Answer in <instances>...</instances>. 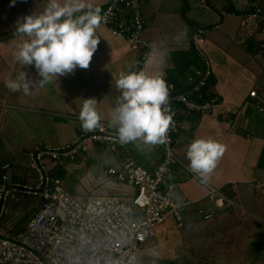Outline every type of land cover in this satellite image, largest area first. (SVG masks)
Returning a JSON list of instances; mask_svg holds the SVG:
<instances>
[{"label":"crops","instance_id":"obj_1","mask_svg":"<svg viewBox=\"0 0 264 264\" xmlns=\"http://www.w3.org/2000/svg\"><path fill=\"white\" fill-rule=\"evenodd\" d=\"M107 1L87 0V3L93 9L99 7L101 15ZM48 3L49 0H15L13 4V0H0V133H4L5 142L0 141L11 154V145L6 143L20 140L16 152L11 154L17 158L1 162L0 169L8 164L12 179L26 180V171L19 169L24 167L19 164L21 156L41 143L58 145L70 141L78 126L84 99L95 98L102 120L110 122L121 95L116 87L121 72L144 70L151 75L161 74L165 80L181 86L184 73L201 65L189 40L190 31L196 26H206L208 32L214 28L221 31L222 26V32H211L210 42L207 36L204 42V53L209 54L213 69L211 90L220 100L212 113L192 114L181 118L179 123L177 137L181 147L178 155L182 165L174 164L168 179L174 184L173 198L190 200L183 213V219L185 217L190 225L178 239L183 247L172 249V242L167 253L170 255L174 251L175 258L171 259L176 264L184 260L179 253L187 249L192 253L187 257L191 264H201L191 259L203 250L208 257L205 264H228V259L233 261L231 264H264V195L247 182L264 177V116L251 105L249 97V91L256 90L264 98V55L253 50L254 44L264 39V35L240 31V14L250 9L252 3L264 12V0H145L142 12L146 25L141 37L150 43V48L142 65L138 51L131 50L126 40L111 35L100 24L96 30L100 42L89 67H77L73 73L53 77L51 82L41 84L34 66L22 65L16 59L17 45L21 42L16 28L18 21L43 12ZM81 14L76 13L77 16ZM22 71L28 74V94L22 88L12 91L6 87V81L16 80ZM201 138L215 140L225 148L212 173L203 177L189 170L183 153L193 139ZM105 150L106 147L94 144L74 163L53 167L63 187L81 201L109 194L129 200L135 189L107 175L106 168L118 167L128 158L145 169H152L161 157L157 144H146L138 139L115 151L109 165L100 167L96 161L104 156ZM183 169L192 178L187 177ZM208 184L226 188L223 189L225 194L236 206L220 211L211 220H203L197 210L201 206H212L205 198ZM198 203L197 209L194 204ZM37 205L24 204L25 207ZM171 226H176L172 217L157 226L158 254L164 253L162 250L166 249L168 240L159 231L167 235L172 232ZM184 227L185 222L179 229ZM223 236L230 240L224 241ZM183 237L191 239L185 244ZM224 244L228 249H219Z\"/></svg>","mask_w":264,"mask_h":264},{"label":"built area","instance_id":"obj_2","mask_svg":"<svg viewBox=\"0 0 264 264\" xmlns=\"http://www.w3.org/2000/svg\"><path fill=\"white\" fill-rule=\"evenodd\" d=\"M144 2L108 0L101 13V24L111 35L126 40L131 50L139 52L140 64L150 48V43L141 37L146 25ZM240 18L243 31L264 35V12L255 3ZM206 32V27L197 26L189 34L191 46L202 59V67L187 71L181 86L166 81L170 86L167 107L171 109L174 124L165 143L157 144L161 154L158 164L145 169L126 159L118 167L106 168L107 175L135 189L129 200L109 194L81 201L63 187L51 166L74 163L94 144L110 150L124 147L126 143L118 138V127L105 120L87 132L79 120L70 141L58 145L41 143L26 152L34 173L31 182L12 179L6 172L9 165L1 166L0 264H137L142 244L156 236L157 226L167 217L174 218L178 228L184 226L183 213L190 200L173 201L174 184L169 181L168 173L174 164L182 165L178 155L181 141L177 137L181 118L210 114L220 100L213 91L204 90L213 75L210 60L201 48ZM258 46L264 54V39ZM249 97L251 105L264 116V98L256 90H250ZM186 152L183 150L185 156ZM262 158L264 172V152ZM255 181L253 185L256 187L258 183L259 193L264 194V177ZM206 188L205 198L212 206L197 210L203 220H211L219 210L236 206L222 187L208 184ZM21 196L38 198V205L26 207L32 213L18 227L20 213L12 209L8 226L9 201L16 202Z\"/></svg>","mask_w":264,"mask_h":264},{"label":"clouds","instance_id":"obj_3","mask_svg":"<svg viewBox=\"0 0 264 264\" xmlns=\"http://www.w3.org/2000/svg\"><path fill=\"white\" fill-rule=\"evenodd\" d=\"M100 11L99 7L93 9L87 0H64V3L49 0L43 12L18 21L16 34L21 42L17 45V61L34 66L41 84L73 73L77 67L87 69L100 42L96 35L102 21ZM166 81L161 74L151 75L144 70L120 73L116 87L121 95L110 120L111 125L118 127L120 142L140 139L152 145L165 143L174 124L167 107L170 86ZM6 87L12 91L22 88L28 94V74L22 71L16 80H7ZM96 105L95 98L84 99L79 112L86 132L100 126L102 115ZM224 151V146L215 140L193 139L186 152L189 170L201 177L211 174Z\"/></svg>","mask_w":264,"mask_h":264},{"label":"rangeland","instance_id":"obj_4","mask_svg":"<svg viewBox=\"0 0 264 264\" xmlns=\"http://www.w3.org/2000/svg\"><path fill=\"white\" fill-rule=\"evenodd\" d=\"M235 21H236V19H234ZM235 24V23H234ZM236 24L237 25H239V22H237L236 21ZM231 26H233V25H231ZM211 28H213V27H209V29H211ZM221 28V31L220 30H218V29H216L215 30V28L214 29H211L209 32H208V30H207V32H206V34H205V38H206V36H207V40L210 42V40H209V38H211L212 37V34H211V32H216V31H220V32H222V30H223V27L221 26L220 27ZM176 29H179V28H177L176 27ZM181 30V29H180ZM179 31V30H178ZM240 31L241 32H246V31H243L242 30V28L240 27ZM248 32V31H247ZM250 32V31H249ZM256 44L258 45V42H256ZM256 44H254V45H256ZM205 43L203 44V46L201 47L202 48V50H203V52H205L204 50H205ZM194 49V48H193ZM195 50V49H194ZM195 52L198 54V52L195 50ZM196 54V55H197ZM206 54V56H208L209 54L208 53H205ZM198 56H200L199 54H198ZM208 58H210L209 56H208ZM210 63H211V61H210ZM140 64V63H139ZM143 64V62H141V65ZM211 66H212V64H211ZM3 136H4V133L3 132H1L0 133V139L3 141V143L5 142L4 141V139H3ZM34 140V139H33ZM6 141L8 142L9 141V138L7 137V139H6ZM20 140L19 139H17V141H13V142H10V143H6V145L8 146V145H11V148L10 149H12L13 150V152L11 153V154H13V153H15L16 152V150H15V148H16V146H17V144H18V142H19ZM58 141H60V140H58ZM58 141H54L53 143H56V142H58ZM21 145H22V143H20ZM28 145L30 146V143H28ZM3 146V147H2ZM2 146H1V141H0V164H1V162H3V161H9V162H12V160H15L16 158H17V156L16 157H12L11 156V154H10V152H6V147L2 144ZM5 149V150H4ZM119 150V149H118ZM118 150H115V151H118ZM115 151H112V150H110L108 147H106V150H105V153H104V156H101L97 161H96V164L97 165H99L100 167H106L107 165H109V163L111 162V160H110V157H111V155L115 152ZM25 155V154H24ZM263 156V155H262ZM22 157V163H19L21 166H24V167H19V169H23V170H25L26 171V176H27V178H26V181L27 182H31L33 179H34V173H33V171H32V168L30 167V162H29V159H28V157H27V155H25V156H21ZM128 159V158H127ZM132 160V159H131ZM100 161V162H99ZM134 161V160H133ZM186 162H187V164H189V161H188V159L186 158ZM52 167H56V166H58V165H51ZM184 170V169H183ZM185 171V170H184ZM0 172H1V169H0ZM6 172L9 174V176L11 177L12 176V173H11V169L9 168V169H7L6 170ZM185 175L187 176V177H190V178H192V176L187 172V171H185ZM247 182H249V183H251V186H253V188L254 189H256V191H257V193H259V187H258V183H257V185H256V187L253 185L254 184V182H256L255 180H250V181H247ZM244 184V183H243ZM247 185V184H246ZM175 187L176 188H178V186H177V184H175ZM174 193H175V188H174V190H173V193H172V199H173V201H175V202H182L181 200L182 199H180V198H178L177 196L176 197H174V198H178V199H175L174 200V198H173V195H174ZM261 194V193H260ZM261 195H264V194H261ZM228 196V195H227ZM229 197V196H228ZM177 200V201H176ZM39 202V200H38V198H32V197H29V196H21L20 198H19V200H18V202H14V201H9V204H10V206H9V211L7 212V214H6V218H7V221H6V223H7V225L9 226L10 224H11V221L9 220L11 217H12V209L13 210H16L17 209V207L19 208L18 210L20 211L22 208H23V206H24V204H30V203H32V204H36V203H38ZM200 204L198 203V204H194V206H199ZM199 207H197V209H198ZM195 214H196V211H195ZM198 217V219H200V217L199 216H197ZM184 222H185V227L182 229V230H180L178 227H177V225L176 226H171V230H172V232L171 231H169V233L167 234V235H165V234H163V231H159V233H161V235H162V237H167L168 238V240L166 241V249L165 250H162L164 253H162V254H158V249H157V245H158V243H159V238L158 237H154L153 239H151L150 241H146V242H144L143 244H142V250H141V253H140V257H139V260H138V263L137 264H155L156 263V261H157V259H161V258H175L174 256H175V254H174V251H171L170 252V255H169V253H167V251H168V246L170 245L171 246V244H172V242H174L173 243V246H172V249H175V250H177L178 248H182L183 247V245H181V243L179 242V236H180V233L182 234L183 233V231H184V229H186V232H187V228L189 227V225H190V222L189 221H185V217H184ZM13 223V222H12ZM264 229V228H263ZM187 235V234H186ZM193 237V236H192ZM224 237V241H226V242H228L229 240H230V237H225V236H223ZM189 239H191V237H183V240L185 241V244H187L188 242L187 241H189ZM252 242H253V244H255V243H257V240H255V238L254 239H252ZM152 245V246H149V245ZM219 249H224V250H226V249H228L227 248V245L226 244H224V246L223 247H219ZM190 249H187V251L186 252H180L179 253V256H181V258H184V260L183 259H181L180 260V263L181 264H191V263H188V260H187V257H191V255H192V253L189 251ZM198 255V256H197ZM235 256H239L238 255V253H235ZM193 262H197V261H200L201 262V264H205V262H207L208 261V257L205 255V252H204V250L202 251V252H200V253H195V256L191 259ZM230 262L228 263V264H231V263H233V261L231 260V259H228Z\"/></svg>","mask_w":264,"mask_h":264},{"label":"trees","instance_id":"obj_5","mask_svg":"<svg viewBox=\"0 0 264 264\" xmlns=\"http://www.w3.org/2000/svg\"><path fill=\"white\" fill-rule=\"evenodd\" d=\"M194 28V27H193ZM253 50L256 52V51H259V46L256 44V45H254V47H253ZM197 54V53H196ZM264 55V54H263ZM197 56H198V54H197ZM198 58H199V61H200V63H201V65L200 66H198L197 65V67L196 68H201L202 67V64H203V62H202V59H201V57L200 56H198ZM212 78H213V76H211L210 78H209V80H208V83H207V85L204 87V90L205 91H207V93H210V92H212V86H213V83H212ZM203 88V87H202ZM208 91H210V92H208ZM223 189H226V188H223ZM222 189V191L225 193L226 191L225 190H223ZM16 202H18V201H16ZM27 207V206H26ZM25 206H23V208L19 211L18 209V207H17V209L16 210H18L19 211V213H20V216H19V218H17V227L19 226V225H21V224H24L25 223V221H26V219L30 216V214L32 213V211L30 210V209H28V208H26ZM222 210H224V209H222ZM222 210H219L218 212H217V214L220 212V211H222ZM217 214L215 215V216H217ZM19 229L21 230L22 229V227H19ZM155 264H176L175 263V260H173V259H171V258H161V259H158L157 261H156V263Z\"/></svg>","mask_w":264,"mask_h":264}]
</instances>
